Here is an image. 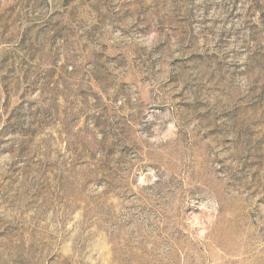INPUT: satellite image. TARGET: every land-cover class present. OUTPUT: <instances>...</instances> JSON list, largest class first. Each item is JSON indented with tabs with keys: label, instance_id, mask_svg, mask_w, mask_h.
<instances>
[{
	"label": "rangeland",
	"instance_id": "1",
	"mask_svg": "<svg viewBox=\"0 0 264 264\" xmlns=\"http://www.w3.org/2000/svg\"><path fill=\"white\" fill-rule=\"evenodd\" d=\"M0 264H264V0H0Z\"/></svg>",
	"mask_w": 264,
	"mask_h": 264
}]
</instances>
